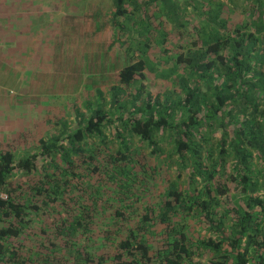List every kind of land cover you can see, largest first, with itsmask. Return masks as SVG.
<instances>
[{"label":"trees","instance_id":"16d2710c","mask_svg":"<svg viewBox=\"0 0 264 264\" xmlns=\"http://www.w3.org/2000/svg\"><path fill=\"white\" fill-rule=\"evenodd\" d=\"M104 15L128 57L97 100L0 141V264H264V0Z\"/></svg>","mask_w":264,"mask_h":264},{"label":"rangeland","instance_id":"374dc122","mask_svg":"<svg viewBox=\"0 0 264 264\" xmlns=\"http://www.w3.org/2000/svg\"><path fill=\"white\" fill-rule=\"evenodd\" d=\"M40 5V84L30 77L29 94L23 99L18 84L11 83L6 90L13 110L7 114L20 118H13L15 126L5 127L12 132L4 134L7 142L1 141V147L19 151L18 156L33 151L51 120L66 116L72 122L76 107L83 109L95 95L97 100L100 84L108 83L128 57L122 55L119 42L111 47L113 31L100 21L112 0H40ZM147 87L157 88L149 83ZM12 138L18 141L10 143Z\"/></svg>","mask_w":264,"mask_h":264},{"label":"crops","instance_id":"0c3cea01","mask_svg":"<svg viewBox=\"0 0 264 264\" xmlns=\"http://www.w3.org/2000/svg\"><path fill=\"white\" fill-rule=\"evenodd\" d=\"M40 11V0H0V141L5 143L4 134L12 132L5 127L15 126L13 118H20L7 114L13 112L7 86L18 84L23 99L29 94L30 66L40 68Z\"/></svg>","mask_w":264,"mask_h":264},{"label":"built area","instance_id":"2783aa9c","mask_svg":"<svg viewBox=\"0 0 264 264\" xmlns=\"http://www.w3.org/2000/svg\"><path fill=\"white\" fill-rule=\"evenodd\" d=\"M1 195H2V197H4V198H7V197H8V196H7L6 194H4V193H2Z\"/></svg>","mask_w":264,"mask_h":264}]
</instances>
